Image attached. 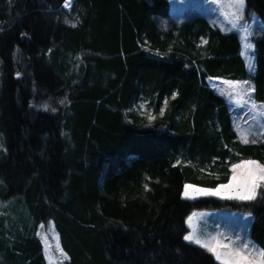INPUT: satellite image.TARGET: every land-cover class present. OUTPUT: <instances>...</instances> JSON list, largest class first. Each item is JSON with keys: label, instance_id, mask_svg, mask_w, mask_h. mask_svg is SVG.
I'll list each match as a JSON object with an SVG mask.
<instances>
[{"label": "trees", "instance_id": "1", "mask_svg": "<svg viewBox=\"0 0 264 264\" xmlns=\"http://www.w3.org/2000/svg\"><path fill=\"white\" fill-rule=\"evenodd\" d=\"M65 2L0 0V264H47L49 222L64 264H218L184 242L196 210L251 215L264 251V190L182 199L186 184L214 189L233 164H264V142L238 140L208 83L250 78L264 103V37L249 77L237 34L198 15L159 28L168 0ZM245 5L264 25V0Z\"/></svg>", "mask_w": 264, "mask_h": 264}, {"label": "rangeland", "instance_id": "2", "mask_svg": "<svg viewBox=\"0 0 264 264\" xmlns=\"http://www.w3.org/2000/svg\"><path fill=\"white\" fill-rule=\"evenodd\" d=\"M71 1L72 0L67 1L68 6L65 7L64 5V9L69 10ZM168 1L170 4L169 20H158L159 28L166 31L171 23L182 24L191 20L192 16L198 15L203 17L212 28L219 30L223 34H237L240 38L242 47L241 54L243 53L242 57L245 62L246 71L249 77L253 76L255 71L254 40L264 37V25L254 13L247 11L246 5L243 18L236 21L237 26L236 28H233L232 21L235 20V17L232 13L234 12V8L229 7L228 0H219V4L214 3L213 0ZM64 22L69 24V21H67L66 18H64ZM245 37H247V39H245ZM247 43H252L253 48H246L245 45ZM245 81H249L253 86L250 78ZM228 82L230 81L222 79L208 80L209 86L226 100L231 111L233 130L236 132L238 140L241 142V135L249 134L248 138L250 141L255 139L257 140V143L264 142V103H257L253 99V91L247 96V103H237L236 100L229 97L231 89ZM244 87L247 88V85ZM250 133H255V135H251ZM260 190H264V186L257 188L256 199L258 198ZM189 191L191 193V189H189ZM183 193L184 188L182 199L186 201H197L200 199L226 200L221 199L218 196H203L200 194H195L194 199H188L184 197ZM228 201L252 202L239 200ZM193 213L196 215L189 224L187 218ZM251 223V215L226 210H196L192 211L185 219V226L187 229L186 235L192 234L205 241H212V238L216 237L224 243L235 241L237 240V236H239L240 239L237 243H247L250 250L259 253L261 252V249L250 239L249 236ZM38 236L43 244L47 264H64L66 257L64 254L61 255L62 251L59 246L58 235L52 223L49 222L42 225L39 228ZM184 242L188 245L199 247V245L195 243L185 240ZM212 257L216 263L220 264V261H217L214 256Z\"/></svg>", "mask_w": 264, "mask_h": 264}, {"label": "snow or ice", "instance_id": "3", "mask_svg": "<svg viewBox=\"0 0 264 264\" xmlns=\"http://www.w3.org/2000/svg\"><path fill=\"white\" fill-rule=\"evenodd\" d=\"M214 3L219 4V0H213ZM229 7L234 8L232 15L235 20L232 21V27L236 28V21L240 20L244 16L245 12V0H228ZM67 0L65 7H67ZM73 27L76 25L73 24ZM247 39V37H245ZM246 48L252 49L253 44L247 43ZM243 55V53H242ZM231 92L229 97L236 100L237 103H247V96L254 91V87L249 81H230L228 82ZM247 85V88L244 86ZM175 98V93L173 94ZM63 103V101H61ZM167 101H165V104ZM254 106V105H253ZM164 109L161 108V115H163ZM154 117H149L151 121ZM255 135V133H250ZM249 134L241 135L240 139L243 144H255L257 140H249ZM231 178L227 184H220L214 189L193 187L191 185L184 186V197L188 199H194L195 194L203 196H218L221 199L226 200H239V201H253L256 199L257 188L264 186V164L257 162L254 159L244 160L240 163L233 164L231 167ZM191 189V193L189 191ZM147 190V189H146ZM196 214L193 213L187 218L189 224ZM183 239L199 245V247L205 249L212 256L215 257L220 264H264V251L256 253L249 249L247 243L239 244L237 241L240 239L237 236V240L224 243L219 238H212V241L202 240L192 234L184 235ZM63 255V252H61Z\"/></svg>", "mask_w": 264, "mask_h": 264}]
</instances>
